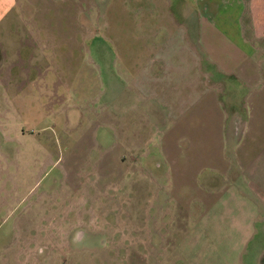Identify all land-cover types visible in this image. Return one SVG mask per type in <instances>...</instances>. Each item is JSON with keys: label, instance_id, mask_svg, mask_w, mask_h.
I'll return each instance as SVG.
<instances>
[{"label": "rangeland", "instance_id": "1", "mask_svg": "<svg viewBox=\"0 0 264 264\" xmlns=\"http://www.w3.org/2000/svg\"><path fill=\"white\" fill-rule=\"evenodd\" d=\"M90 2L0 0V264H231L230 244L243 251L242 264H262L263 198L247 189L232 150L221 151L228 161L219 174L212 153L203 151L218 147L214 142L199 144L192 155L188 147V172L204 169L181 178L218 191L225 216L229 201L236 207L229 226L234 242L223 240L221 247L215 235L201 239L195 220L178 219L186 201L179 206L170 185L178 187L180 177L176 182L161 156L170 133L183 138L182 149L184 139L199 143L197 134L214 137V115L228 106V90L238 108L247 91L228 79L213 102L199 98V117H186L205 127L191 129L182 118L167 123L163 97L148 103L134 95L132 33L120 30L122 46L114 47L112 34L89 24L98 12L84 17ZM216 54L222 58L223 48ZM199 58H205L201 50ZM212 69L199 63L205 85L203 74L217 72ZM156 75V89L170 79ZM250 206L259 218L248 229ZM165 208L176 221L164 217Z\"/></svg>", "mask_w": 264, "mask_h": 264}, {"label": "crops", "instance_id": "2", "mask_svg": "<svg viewBox=\"0 0 264 264\" xmlns=\"http://www.w3.org/2000/svg\"><path fill=\"white\" fill-rule=\"evenodd\" d=\"M90 1L89 4L86 3L90 11L84 13V17L91 18V10L94 8L98 13L89 23L90 26L99 28V31L95 30L96 33L112 34L115 39L110 42L114 47L122 46L115 36L120 30L127 29L128 33L129 30L132 33L128 40L137 57L133 62L136 68L131 71L135 73L132 81L134 95L146 97L148 103L163 97L165 107L168 108L167 123H177L182 118L183 125H191V129L205 127V123L200 122L199 125V118L194 123L186 121V117L191 114L199 117V98H209L213 102L217 93L225 91V81L228 79L238 81L247 91L241 101L244 106L238 108L230 98L234 94L233 90H228V106L222 111L219 109L218 114L215 112L214 115L217 122V128L211 134L214 137H199L197 134L193 138H196L195 141L200 139L199 143L196 141L193 144L194 140L191 138L184 139L186 147L182 149L180 146L184 145L183 138L175 139L177 137L174 138L170 133L161 154L166 162V171L169 169L176 182V178L180 177L178 187L170 185L172 192L179 195L180 201L177 204L181 206L182 200L186 201V213L178 219L183 222L190 218L195 220L193 225L196 232L199 231L201 239L205 234L209 235L208 238L215 235L220 240L219 247L223 240L233 241L229 226L235 224L236 207H232L229 201L231 216H225L221 202L226 199L221 198L218 191L206 190L204 186H190L187 179L182 181L181 178L194 176L195 173L199 175L204 169L197 167L188 172V147L191 148L188 154L192 155L195 153L193 151L199 150V144L214 142L218 147L203 149L212 153L215 159L212 161L216 162L214 171L221 174L220 168H225L228 161L227 154L221 151L231 149L234 155L231 160L243 176L247 189L263 198L264 202V0ZM93 1L97 7L93 5ZM218 47L223 48L222 58L217 57ZM140 50H146L143 58ZM199 50L205 54L204 59L199 58ZM203 61L217 70L215 73L203 74L207 85L203 83V78L199 79V63ZM172 65L180 67L170 69ZM158 71L170 79L164 80L166 84L156 89ZM252 102L258 106L253 108ZM217 105L223 104L217 102ZM197 126L199 128H194ZM171 127L170 125L169 128ZM153 165L152 163L151 167ZM227 192L231 199L229 190ZM156 202L157 199L152 197V204L155 205ZM250 208L252 211L245 225L248 229L259 218L257 208ZM162 214L165 218L169 216L173 222L176 221L167 208ZM224 221L226 222L223 223ZM222 225L227 226L226 234L222 232ZM228 247L230 263L242 264L243 251H238L232 244ZM261 262L264 264V260Z\"/></svg>", "mask_w": 264, "mask_h": 264}]
</instances>
